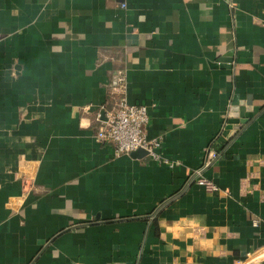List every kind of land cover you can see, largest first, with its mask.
<instances>
[{
	"label": "crops",
	"instance_id": "1",
	"mask_svg": "<svg viewBox=\"0 0 264 264\" xmlns=\"http://www.w3.org/2000/svg\"><path fill=\"white\" fill-rule=\"evenodd\" d=\"M121 80L172 165L97 139ZM208 149L219 191L189 180ZM262 248L264 0H0V264H264Z\"/></svg>",
	"mask_w": 264,
	"mask_h": 264
},
{
	"label": "built area",
	"instance_id": "2",
	"mask_svg": "<svg viewBox=\"0 0 264 264\" xmlns=\"http://www.w3.org/2000/svg\"><path fill=\"white\" fill-rule=\"evenodd\" d=\"M123 6L126 4L123 3ZM123 79V78H121ZM121 94L113 106L105 110V118L97 132V139L101 142L112 144L117 155L131 154L133 151L143 148L147 150L150 158L173 164L167 158H163L157 151L161 144V137H150L146 131L149 122V108L144 103H131L126 97L124 81L121 80L116 86ZM227 127L224 121L223 129ZM220 153L214 149H208L207 158L203 163L194 167L189 178L190 182L205 186L210 191H219L220 186L204 174V169L219 157ZM257 224V220H254ZM259 255L264 256V248L259 251Z\"/></svg>",
	"mask_w": 264,
	"mask_h": 264
},
{
	"label": "water",
	"instance_id": "3",
	"mask_svg": "<svg viewBox=\"0 0 264 264\" xmlns=\"http://www.w3.org/2000/svg\"><path fill=\"white\" fill-rule=\"evenodd\" d=\"M104 115H105V112H104ZM131 154L133 156H136V157H144V156H147L148 152H147V150H145L143 148H139V149L133 151Z\"/></svg>",
	"mask_w": 264,
	"mask_h": 264
}]
</instances>
